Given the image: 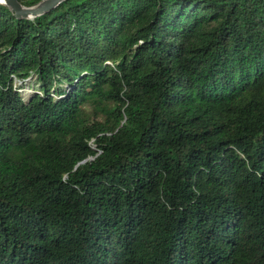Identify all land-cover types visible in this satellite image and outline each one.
<instances>
[{
  "label": "trees",
  "instance_id": "16d2710c",
  "mask_svg": "<svg viewBox=\"0 0 264 264\" xmlns=\"http://www.w3.org/2000/svg\"><path fill=\"white\" fill-rule=\"evenodd\" d=\"M0 264H264V0L0 3Z\"/></svg>",
  "mask_w": 264,
  "mask_h": 264
},
{
  "label": "water",
  "instance_id": "95a60500",
  "mask_svg": "<svg viewBox=\"0 0 264 264\" xmlns=\"http://www.w3.org/2000/svg\"><path fill=\"white\" fill-rule=\"evenodd\" d=\"M65 0H43L33 7H24L18 0H0L1 4L8 6L17 17L33 19L49 12L52 8Z\"/></svg>",
  "mask_w": 264,
  "mask_h": 264
}]
</instances>
